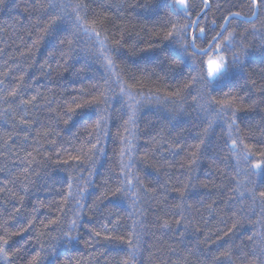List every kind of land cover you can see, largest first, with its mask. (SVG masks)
Instances as JSON below:
<instances>
[{"label":"trees","instance_id":"trees-1","mask_svg":"<svg viewBox=\"0 0 264 264\" xmlns=\"http://www.w3.org/2000/svg\"><path fill=\"white\" fill-rule=\"evenodd\" d=\"M78 2L88 5L87 25L104 26L103 44L74 27ZM171 3L0 0V225L11 233L34 221V231L9 236L13 264H24L16 251L24 240L28 258L39 252L40 264H124L132 252L129 264H264V205L250 199L251 190L264 191V171L252 174L228 151L234 138L254 159L264 151V11L249 20L247 0H208V7L189 0L186 16L179 5L170 14ZM229 8L240 16L224 37L232 34L241 55L234 61L222 53L233 65L225 78L193 83L201 56L191 50L176 65L161 63L169 19L182 25L204 13L199 24L210 42ZM53 19L57 31L45 33ZM121 34L124 47L106 52ZM65 38L73 40L71 56ZM109 56L119 76L110 74ZM213 98L232 100L237 125L211 111ZM118 186L123 191L113 195ZM74 219L69 241L64 233ZM109 221L111 241L101 226Z\"/></svg>","mask_w":264,"mask_h":264},{"label":"snow or ice","instance_id":"snow-or-ice-1","mask_svg":"<svg viewBox=\"0 0 264 264\" xmlns=\"http://www.w3.org/2000/svg\"><path fill=\"white\" fill-rule=\"evenodd\" d=\"M179 5L183 7L184 14L187 16L190 12V4L189 0H172V3L168 5L169 13L174 14L178 11L176 6ZM202 5L204 7H208V0H202ZM246 6L248 7L249 11L251 12V16L247 17V19L251 20L253 17L256 19H259L260 13L264 11V0H247ZM68 7V6H65ZM73 8V13L75 16V22L74 27L78 30H83L84 32L91 31V38H95L98 40L101 44H103V40H101V33L104 31V26H100V31H97L94 28H91L90 25H87L85 21L88 19L87 13L84 12L85 9H87L88 5L83 4L81 2L76 3L75 5L71 6ZM228 12V16L224 17V24L230 25L231 20L233 18L239 17V12H232L231 8L226 10ZM84 12V15H81V13ZM200 17H197V20H189L185 24H180L178 21L174 22L171 19H169L167 25H163L165 28L164 33V39L168 40L169 43L166 46V50L164 52V60L161 61L162 64H166L168 61H171L173 65H176L183 61L187 55L190 54L193 56H201L200 60V66H199V80L196 76L190 77V80L193 83H200L203 82L204 86L207 87L211 80L216 79H223L228 75L229 70L233 66L232 63H230L228 60H226L225 56L222 54L225 51L231 52L234 61H238L240 59V52H237L233 48V41L231 39L232 34L228 33V39H225L224 33L228 31L227 27L221 26L220 31L216 32L215 35L211 37V41L209 42V36L205 31L204 27H201L199 24ZM56 23L55 19L49 21L48 25L43 29L45 33H49L50 30L57 31L53 28V25ZM99 23V21H97ZM215 23V21L213 22ZM196 30H198V34H196ZM192 33L191 40L189 39V33ZM215 31V30H213ZM159 35V34H157ZM176 37H179V39H176ZM57 38H59L57 36ZM39 39V37H38ZM113 39L115 40L116 47L114 48H106V52L111 53H119V50L124 47V43H122L123 35L121 34V37L118 39L115 35H113ZM197 41H200L202 44L205 42L208 43L207 48H197ZM61 44L67 45V51L66 55L71 56L73 52V40L72 39H61ZM215 50L217 53L218 59L212 60L209 59L205 61L203 59V56H206L208 54V51ZM61 51H63L61 49ZM243 49L241 48V52ZM117 58H122L120 56H117ZM108 65H109V72L110 74L119 76V73L112 72V69L115 67V61L111 59V57H106ZM205 65H206V71H205ZM170 71L172 69H169ZM197 69L194 67L193 71H196ZM161 71H164L163 68H161ZM119 82V81H118ZM191 85L189 83H185L184 87L188 88ZM121 93L129 95L131 98L132 94L128 92L126 87H121ZM176 95L180 94V89L177 90L175 93ZM13 95L15 93L13 92ZM102 95V94H101ZM227 96V94H225ZM35 99V97H33ZM194 99H196L194 97ZM95 98L92 101L85 100L84 103H76L74 108L69 109L72 113H77V110L82 109L87 104L95 103ZM208 107L211 109L212 112L216 113L217 115H224L229 118V128H232L233 126L237 125V118H236V112L238 111L237 108H235L232 100L230 99H216L213 98L209 101ZM83 116L84 120H90L91 117L87 115V113H80ZM69 120L72 119V116L68 117ZM102 119V118H101ZM101 119L96 120L95 127L101 128ZM27 139V137H25ZM99 141L97 140V143ZM204 139L200 140V144H204ZM91 143V141H89ZM178 143V142H177ZM241 143L239 138H234L231 140V144L228 145V141H225V145H228V151L229 153H235L240 160H243L247 166V171H250L252 174H256L257 171H264V151H261L259 153L260 157L259 159L253 158V153L251 151H242L238 150V145ZM260 143V142H258ZM91 147L93 149L96 148V144L92 143ZM29 156H31V153H28ZM193 156H195V153H193ZM192 163H195V160L192 161ZM183 167V165H181ZM28 169L25 168V171ZM128 184H131L132 181L128 180ZM27 191V189H25ZM123 191L119 186L117 187L116 191L113 192V195H116L118 192ZM250 199L255 202L257 199H259L260 203L264 205V191L253 189L250 192ZM17 212L20 211L19 208L16 209ZM43 223V222H41ZM50 223H55V221H52ZM114 224V221H109L108 223H103L101 226L105 230L104 239L111 241L113 239V236L108 235L109 231V224ZM177 224H180L181 221L177 220ZM77 224V221L74 219L71 222L70 230L66 231L64 235L67 237L69 241L75 239L71 235V229L75 228ZM164 226L167 227V221H165ZM233 227H235V223L233 224ZM0 228H3V231L0 232V257H3L6 261V264H13L12 257L9 255L10 249L9 246V236H24L25 233H28L30 231H34V221L28 220L26 226L21 225L19 228H17L14 232L9 233L8 226L7 225H0ZM41 235L37 234L35 237L36 243L40 245L41 249L43 248V243L41 242ZM95 237H100L101 232L95 231L92 233ZM117 239H123V237H116ZM90 242V241H89ZM128 245L130 247L134 246L133 240L127 241ZM31 247V243L28 240H24L21 243V246L16 248V251L21 254V259L24 260V264H40V253L36 252V254L29 259L28 258V249ZM129 260L134 261L135 260V253H129L128 259L124 261V264H129Z\"/></svg>","mask_w":264,"mask_h":264},{"label":"rangeland","instance_id":"rangeland-1","mask_svg":"<svg viewBox=\"0 0 264 264\" xmlns=\"http://www.w3.org/2000/svg\"><path fill=\"white\" fill-rule=\"evenodd\" d=\"M212 59V60H217L218 56L217 53L214 51L213 53H211V56H208L207 60ZM206 60V61H207ZM206 66V65H205ZM212 81V80H211Z\"/></svg>","mask_w":264,"mask_h":264},{"label":"water","instance_id":"water-1","mask_svg":"<svg viewBox=\"0 0 264 264\" xmlns=\"http://www.w3.org/2000/svg\"><path fill=\"white\" fill-rule=\"evenodd\" d=\"M205 11H206V9H205ZM205 11H204V12H205ZM203 15H204V13L200 16V19L203 17ZM200 19H199V20H200ZM225 26H226V25L224 24V27H225ZM191 34H192V33H191ZM210 52H211V50L208 51V54H209ZM208 54H207V55H208ZM207 55H206V56H207ZM198 56H199V55H198Z\"/></svg>","mask_w":264,"mask_h":264}]
</instances>
